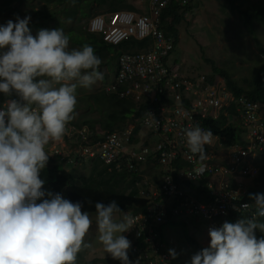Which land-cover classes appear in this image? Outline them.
<instances>
[{
    "label": "clouds",
    "instance_id": "clouds-1",
    "mask_svg": "<svg viewBox=\"0 0 264 264\" xmlns=\"http://www.w3.org/2000/svg\"><path fill=\"white\" fill-rule=\"evenodd\" d=\"M141 1L142 7L135 12H130L127 6L123 5L116 12L111 11L96 17L90 24L86 23L88 32L101 34L105 43L114 46L129 39L144 41L150 38L142 37L137 30L136 35L114 44L105 39V33L91 30L97 19L104 20L106 31L110 30V22L114 17L123 18L127 26L134 24L147 13V17L151 18L152 0ZM189 16L191 15L187 12L184 20ZM158 20L161 21V16ZM30 23L31 16L26 15L23 18L16 16L15 21L8 20L6 24L0 25V93L6 97L0 102V264H76L78 254L93 247L85 241L93 223L99 244L112 259L119 260L121 264H133V261H137L136 264H151L148 260H139L134 253V247L143 248L145 251L148 244L146 247L139 245L142 239L137 238L134 233L135 218L125 213L115 200L107 204L96 202L93 220V215L84 210L82 203H73L60 193L46 192L41 173L46 167L52 166L47 165L53 164L49 161L51 158L69 171L98 160L106 166L126 167L131 174H138L141 177V180L136 181L138 187L145 180L158 183L164 167L154 158L159 155L157 147L161 137L144 125V116L149 110L159 112L164 104L175 110L180 107L190 109L191 101L187 99L190 105L185 99L176 103L168 100L166 92H157L154 97L147 96L141 100H137L134 94L121 97L120 93L130 84L121 86L118 93L109 91L117 84L120 73L116 66H112L110 69L114 71V77L109 82L105 81L106 86L100 93L133 102L138 107L136 112L142 104L148 108L141 112V117L127 121L123 128L114 132H107L99 125L101 121L103 123L104 116L99 122H91L95 124L94 127L91 123L83 125V122H76L73 118L78 103V87L88 89L102 80L103 73L99 66L107 65L102 63L89 44L70 49V38L62 28L39 29L34 35L29 27ZM169 39L174 41V49L170 52L167 63L179 66L183 77L198 78L204 75L207 78L205 74L188 76L183 73V65L172 61L178 40L173 37ZM153 47L154 42L148 51L153 50ZM216 79L223 80L227 90L237 100L239 97H247L258 103L259 112L264 118V104L248 95H237L228 88L220 75L215 76L214 81L209 83L214 84ZM192 99L194 101L197 97L193 96ZM228 113L229 116L222 113L217 118L209 115L202 118L203 127L193 125L184 129L187 149L193 156L201 161L205 159V146L212 142L213 137H218L206 128L205 121L208 119L224 118L228 125L241 127L247 146L231 147H249L248 133L242 128L239 116H234L235 106L228 108ZM69 121L71 123H68ZM83 130L87 131L85 141L80 136L73 135L76 131ZM218 139L221 147L216 143L217 162L228 166V158L221 155L227 154L226 150L231 147H225L219 137ZM50 143H54L52 148ZM107 144L118 146V154L111 163H106L99 153L94 158L84 154L85 148L96 150L97 146ZM145 149L148 150L147 154H143ZM133 152L137 154L136 157L130 155ZM263 159L264 155L260 154L255 158L259 174ZM128 162H132L137 171L130 170ZM142 167L149 172L143 171ZM185 175L196 178L203 175V168H195ZM154 177L157 181L153 180ZM256 178L243 181L245 193L241 194L240 202L245 204H240L237 210H248L219 217V228L209 229V221L203 217L205 233L210 236V244L195 253L190 264H264V236L258 238L256 234L257 230L264 233V194L249 193V199L253 201L246 199L249 186ZM130 183L131 180L127 179V184ZM192 187L196 189L197 198L205 202L206 190L193 184ZM234 214L238 215L239 219L231 223L229 220ZM183 215L192 214L185 213L181 216ZM129 231H132L135 237L133 244L124 235ZM161 244V254H168L163 251L164 244ZM168 255V263L162 262L158 257L150 259L156 260L158 264H175V250L169 249ZM78 264L99 263L87 261Z\"/></svg>",
    "mask_w": 264,
    "mask_h": 264
},
{
    "label": "built area",
    "instance_id": "built-area-1",
    "mask_svg": "<svg viewBox=\"0 0 264 264\" xmlns=\"http://www.w3.org/2000/svg\"><path fill=\"white\" fill-rule=\"evenodd\" d=\"M177 2L182 6L190 4V0H152V16H143L136 21V26L127 28L123 18L114 17L110 22V30L105 31L103 19H97L91 26L92 31L105 33L108 42L118 44L124 39L136 35V31L142 37H150L154 42L153 50L138 55H125L121 57L120 70L117 84L109 91L117 92L121 86H130L120 93L121 97L134 94L137 100L143 97H154L157 92H166L168 100L181 103L185 99L192 108H176V110L164 104L160 111L149 110L144 116V125L160 137L157 150L159 155L155 161L163 165L164 169L158 183L145 180L140 185L147 188L142 195L149 201L148 214L133 211L131 216L135 218L133 230L137 238L146 237L147 250L134 247L133 251L139 260H148L151 264H158L152 257H158L162 262L168 263L170 255L161 254L163 245L157 241L158 234L155 232L158 224L165 221L168 216L178 217L182 214H196L203 216L209 221V229L219 228L217 219L227 216L231 212L238 211L241 194L245 193L244 180L254 179L259 175V169L255 166V158L264 155V118L260 114L258 103L247 97H239L238 100L230 93L223 80L216 79L214 84L207 78L183 77L179 66L169 65L168 58L174 49V41L166 37L159 27V17L164 8L171 2ZM129 21V20H127ZM197 99L193 101L192 97ZM235 106L242 128L248 133L249 147H231L226 150L227 154L221 157L228 158V166L217 162L215 152L216 143L221 147L220 141L213 137L212 142L205 146L206 158L202 161L191 154L186 145L184 129L193 125L203 127L202 118L209 115L218 117L220 114L229 116L228 108ZM151 113L152 115H149ZM87 131H76L82 140H86ZM98 149L85 148L84 154L96 157L97 154L106 163H111L116 158L118 146L102 145ZM145 149L143 154H147ZM136 157L135 152L131 153ZM181 164V167H177ZM130 170L137 171L132 162L127 164ZM202 167L203 175L190 178L185 175L195 168ZM202 187L206 190L205 202L199 200L196 189ZM247 204V203H246ZM155 227V228H154ZM143 250V251H142ZM147 251H151L148 254Z\"/></svg>",
    "mask_w": 264,
    "mask_h": 264
},
{
    "label": "trees",
    "instance_id": "trees-1",
    "mask_svg": "<svg viewBox=\"0 0 264 264\" xmlns=\"http://www.w3.org/2000/svg\"><path fill=\"white\" fill-rule=\"evenodd\" d=\"M97 1L99 2V0ZM105 1L106 0H100L101 3H105ZM194 1L196 0H190V4L186 6L173 2L161 12V21H159V25L167 38L173 37L175 40H178L177 26L184 20V15L187 12H189L191 16H194ZM228 1L231 8L239 13L241 17L240 19L246 24V26L254 27L253 25L256 22V24H259L264 28V3H258V1L253 0H242L241 2H238V0ZM43 2L44 8L37 11L36 15L47 24L56 21V12L50 11L49 8L54 5H61L66 2V0H44ZM121 5L127 6V9L130 12L138 10L137 7L132 4L127 5V1H125V3L117 2L112 11H118L117 8ZM33 8L34 7H32V9ZM87 10L88 9L85 11ZM94 10L87 12L86 16H83V18L79 17V23L82 22L83 19H88L90 24L93 19L102 15L94 14ZM2 12L3 9L0 10V13ZM76 14L69 13L68 10L64 11V16L68 20L75 18ZM146 16H149V13H147ZM39 25H37V28H40ZM135 25L136 22L132 24L131 27L134 28ZM127 28H130V26H127ZM77 29L70 30V32H73L72 35L75 36H78L76 34L80 33L79 35L82 36V39L78 36L79 43L89 41L91 43L89 45L94 48L96 55L100 57L102 63L110 67H112L113 64L118 70H123V66L118 59H121L126 53H135L134 55L140 56L148 51L153 44L152 39L148 38L144 41L129 39L118 46H114L105 43L103 36H100L101 34L89 33L87 24H80ZM217 75H220L226 81L228 88L234 91L237 95H248L264 104V63L256 72L251 83H249L248 80H245L244 83L247 85L240 84L237 80L231 77L229 72L217 67H213V73L207 75L208 82H213ZM0 98H2L1 94ZM94 103L97 105L98 111L104 116L103 123L101 121L99 125L107 132H114L116 129L123 128V125L126 124L127 121H133L135 118L137 119L141 117V112L148 108V106L142 104L139 111L136 112L138 107L133 102L120 99L114 95H107L105 93L95 95ZM68 123L71 122L69 121ZM90 123V121H83V125H88ZM205 124L206 128L210 129L213 134L220 138L225 147H231L233 145L247 146L243 140V130L241 127L228 125L226 119H208L205 121ZM91 126L94 127L95 124L91 123ZM99 139H102V137H99ZM49 161L53 163L51 164L52 166L46 167L41 173V179L45 181L44 190L46 192H52L53 194L60 193L65 199L70 200L73 203L80 202L83 204L84 210L89 211L90 213H95L94 205L96 202L107 204L108 202L115 200L124 212L134 210L143 214H148L149 201L144 195H142V192L146 191L147 188L143 185L140 187L136 186V181L141 180V177L135 173L131 174L128 169H125L126 167L117 168L116 166H106L104 163L95 160L87 165V168L90 171L89 175L87 177H82L80 180H76L75 169L69 171L52 158L49 159ZM181 166V164L177 165V167ZM260 166V174L252 181L246 195V199L249 201H253L249 199V193L264 194V159L261 160ZM127 179L131 180V183L129 184L130 186L127 184ZM153 180L157 181L156 177H154ZM199 218L204 220L203 216L196 214L183 215L177 219L171 216L166 222L158 224L156 227L155 232L158 234V240L156 239V242L159 241L160 243H163L165 248L163 251L168 252L169 254L170 248L164 237L165 230L170 225L180 224L183 226L188 243L193 247L194 253H197L204 247L195 239V237L190 235V232L192 231L189 232V228H196L197 226H195V224L198 223ZM238 219V215L234 214L231 216L229 222L235 223ZM256 234L258 238L264 236V233H260L259 230H257ZM139 245L142 247L147 246L146 237L142 238ZM81 261L82 259L80 255H78L76 264ZM94 262L97 263V261Z\"/></svg>",
    "mask_w": 264,
    "mask_h": 264
},
{
    "label": "rangeland",
    "instance_id": "rangeland-1",
    "mask_svg": "<svg viewBox=\"0 0 264 264\" xmlns=\"http://www.w3.org/2000/svg\"><path fill=\"white\" fill-rule=\"evenodd\" d=\"M44 0H0V25L6 24L8 20L15 21L16 16L21 18L26 15L31 16L29 25L32 33L35 35L39 29H56L62 28L70 38L69 48H80L83 44H91L89 41L79 43V36L72 35L70 30L77 29L78 26L89 23L88 19H83L79 23V17L83 18L90 10L94 14H106L111 12L115 3H130L137 7H142L141 0H106L101 3L97 0H66L61 5H54L49 8L50 11L56 12V21L47 23L38 18L36 12L44 8ZM242 0H238L241 2ZM258 3H264V0H253ZM194 16L187 17L177 26L178 41L176 49L172 54V61L183 65V73L188 76H199L202 74L211 75L213 67L229 72L233 79L242 85H247L253 81L256 72L264 63V28L255 24L254 27H248L240 19L237 11H234L228 0H196L194 1ZM123 6V5H121ZM32 7H34L32 9ZM88 9L87 11H85ZM118 10L121 8H117ZM76 14L75 18L68 20L64 16V11ZM74 11V12H73ZM73 17V15H72ZM40 24V25H39ZM39 25L40 28H37ZM78 32V29H77ZM115 65V63H114ZM113 66V64H112ZM99 70L103 73V79L88 89L79 88L77 91V106L73 120L79 123L83 121L99 122L102 114L98 111L97 105L94 103V95L103 91L106 83L114 77V71L110 66H99ZM113 73V74H112ZM107 81V82H105ZM2 95L0 102L6 97ZM51 148L54 143H50ZM90 164V163H89ZM87 163V165H89ZM47 165H51L48 163ZM87 165L75 169L76 180L87 177L90 171ZM71 170V169H70ZM142 170L149 172L148 169L142 167ZM128 186H130L128 184ZM128 193V191H127ZM131 212V213H130ZM125 213L132 214V210ZM93 220H94V214ZM119 214L117 219H119ZM204 220L199 218L196 228H189L190 235L205 248L210 244V236L205 233ZM189 226V225H188ZM190 227V226H189ZM124 235L134 243L135 237L132 231L124 233ZM98 233L93 223L85 237V241L91 243V249H84L80 255L82 261H98L99 264H121L119 260H114L108 255L97 240ZM165 241L170 249L175 250L177 257L174 259L175 264H190L191 257L195 254L193 247L188 243L183 226L180 224L170 225L164 233ZM129 255V254H128ZM129 259L132 258L129 255ZM137 261H133L136 264ZM139 264H147L140 263Z\"/></svg>",
    "mask_w": 264,
    "mask_h": 264
}]
</instances>
